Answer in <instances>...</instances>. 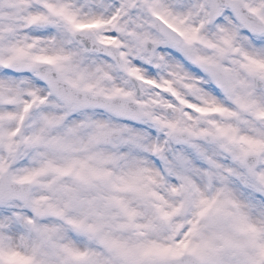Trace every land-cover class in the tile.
<instances>
[{"label":"snow or ice","instance_id":"1","mask_svg":"<svg viewBox=\"0 0 264 264\" xmlns=\"http://www.w3.org/2000/svg\"><path fill=\"white\" fill-rule=\"evenodd\" d=\"M0 264H264V0H0Z\"/></svg>","mask_w":264,"mask_h":264}]
</instances>
